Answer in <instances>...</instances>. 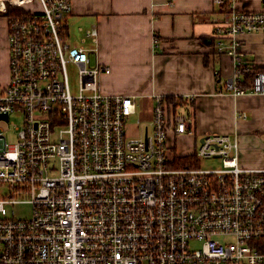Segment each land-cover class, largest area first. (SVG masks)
I'll return each mask as SVG.
<instances>
[{
    "label": "built area",
    "instance_id": "obj_1",
    "mask_svg": "<svg viewBox=\"0 0 264 264\" xmlns=\"http://www.w3.org/2000/svg\"><path fill=\"white\" fill-rule=\"evenodd\" d=\"M239 2L214 0L223 15L214 51L233 65L219 91L264 94V70L240 38L264 33V9ZM0 11L10 52L0 84V264H264V168L241 165L238 137L203 136L193 156L218 157L220 167L173 164L169 135L193 131L195 94H156L153 115L131 134L135 96L103 93L110 66L67 40L72 0H0ZM87 35L97 42L95 26ZM18 203L32 205L31 217L6 216Z\"/></svg>",
    "mask_w": 264,
    "mask_h": 264
},
{
    "label": "crops",
    "instance_id": "obj_2",
    "mask_svg": "<svg viewBox=\"0 0 264 264\" xmlns=\"http://www.w3.org/2000/svg\"><path fill=\"white\" fill-rule=\"evenodd\" d=\"M239 5L261 10L264 0H240ZM216 17L222 19L223 15L214 0H72L66 37L72 44L90 49L93 62L110 66L111 72L99 79L104 92L133 95L136 102L151 104L145 107V120L153 115L156 94L167 98L196 95L193 131L170 132L174 149L176 136L188 137L196 149L205 134L228 133L240 140V163L264 168V94L219 91L233 65L214 51ZM93 26L98 30L97 42L87 35ZM7 36L6 22L0 23L4 83L10 76ZM240 38L248 60L264 70V33L250 32ZM221 68L222 79L218 80L215 70ZM2 77L0 72V80ZM194 151L179 156H193Z\"/></svg>",
    "mask_w": 264,
    "mask_h": 264
},
{
    "label": "rangeland",
    "instance_id": "obj_3",
    "mask_svg": "<svg viewBox=\"0 0 264 264\" xmlns=\"http://www.w3.org/2000/svg\"><path fill=\"white\" fill-rule=\"evenodd\" d=\"M263 9L264 8H262L261 10H263ZM5 22H6V26H7V24H8L7 17L5 16V14L2 11H0V23L4 24ZM7 35H8V26H7ZM76 39L77 38H75V40ZM78 42H80V41L78 40ZM89 44L90 43L88 42V43H85L84 45H89ZM0 56H1V53H0ZM9 66H10V52H9ZM0 67L3 69H6L5 63L0 64ZM0 72H1V74H3L2 80H0V84H2V85L7 84V83L2 82V81H5V79H6V77H5L6 73L3 71H0ZM9 78H10V76H9ZM69 78H70L72 90L77 91L78 86H79L78 68L73 63L69 64ZM99 85H100V83H99ZM101 91L103 93H106L102 89H101ZM137 105H138L137 113L133 114L129 119L128 127H129V132L131 134L137 133V125L136 124L140 121V119L142 120L140 123L142 125L144 124V122H143V121H145L144 117H146L145 116L146 114H144L145 110H146L145 107L147 105H148V107L151 106L150 103L144 104V102L139 101V100L137 102ZM15 120L18 121L17 119H15ZM10 138H12L11 135H10ZM173 142H175V147H176V149H174V152L178 155H182L183 153H185L187 151H194L195 150L193 147V144H192V146H190V143L192 141L188 137L184 138L182 136H176V137H173ZM169 144L171 146L173 145L170 142V140H169ZM239 150H240V142H239ZM221 164H222V160L218 157L204 158V159L199 160V162H198V165H200L201 167H205V168L220 167ZM241 165L244 166L242 163H241ZM13 209L15 211L16 216L20 217V218H29L32 215V205L30 203H18V204H15L14 206H8L6 208V216L11 217Z\"/></svg>",
    "mask_w": 264,
    "mask_h": 264
},
{
    "label": "trees",
    "instance_id": "obj_4",
    "mask_svg": "<svg viewBox=\"0 0 264 264\" xmlns=\"http://www.w3.org/2000/svg\"><path fill=\"white\" fill-rule=\"evenodd\" d=\"M176 97V96H175ZM175 97H168L167 100L168 102H174ZM195 103V102H194ZM196 157L193 156H179L176 157L173 164L174 165H197L198 164V160L194 159Z\"/></svg>",
    "mask_w": 264,
    "mask_h": 264
},
{
    "label": "bare ground",
    "instance_id": "obj_5",
    "mask_svg": "<svg viewBox=\"0 0 264 264\" xmlns=\"http://www.w3.org/2000/svg\"><path fill=\"white\" fill-rule=\"evenodd\" d=\"M260 94H261V93H260ZM262 95H263V94H262ZM239 117H240V116H239ZM242 117H243V116H242ZM195 151H197V149H195ZM195 151H194V152H195ZM183 155H184V154H183ZM189 157H190V156H189ZM193 157H194V156H193ZM194 159H196V158H194ZM196 160H197V159H196Z\"/></svg>",
    "mask_w": 264,
    "mask_h": 264
},
{
    "label": "water",
    "instance_id": "obj_6",
    "mask_svg": "<svg viewBox=\"0 0 264 264\" xmlns=\"http://www.w3.org/2000/svg\"><path fill=\"white\" fill-rule=\"evenodd\" d=\"M263 69V68H262ZM1 116V115H0Z\"/></svg>",
    "mask_w": 264,
    "mask_h": 264
}]
</instances>
